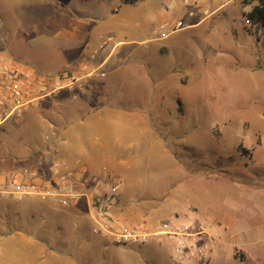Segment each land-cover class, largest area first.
<instances>
[{
	"label": "crops",
	"instance_id": "1",
	"mask_svg": "<svg viewBox=\"0 0 264 264\" xmlns=\"http://www.w3.org/2000/svg\"><path fill=\"white\" fill-rule=\"evenodd\" d=\"M85 2L0 0V56L8 59L13 56L18 61L15 64L42 75L58 76L66 71L77 79L75 86L69 89L59 88V81L54 78L49 85L54 90L50 96L28 107L20 118L0 126V183L27 182L31 175H36L44 183L58 182L55 173L58 170L60 175L68 177L75 191L90 196L92 191L89 194L88 190L90 186L93 189L94 179L104 180L109 173L107 170L118 160L115 153L121 151V146L127 150L131 145L129 132L136 131L135 121L139 117L146 121L151 114V109L133 110L131 104L134 102L123 98L126 91L130 92L127 94L137 95L133 91L137 87L135 81L126 76L130 66L122 61V57L143 56L147 60L152 55L150 47L140 48L142 42L146 43L139 41L144 35L141 34L144 21L140 13L128 6L132 2L129 0H120V5L114 9L92 5V12ZM194 2L195 6L205 9L197 23L205 24L216 14L223 15V22L214 23V26L210 23L196 39V45L204 48L205 62L206 58L210 60V72L218 75L215 80L218 87L225 88V103L235 107L247 104L255 113L256 132L250 135L254 139L250 138L242 145L253 150V155L251 160L243 155L239 168L245 173L243 168L249 163L252 170H257L258 176L250 174L247 175L250 181L238 182L241 196H246L253 205H245L240 219L227 220L230 234L237 237V242L231 246L226 240L227 234L224 237L225 244L231 249L236 246L248 254L250 258L247 260L255 261L257 259L253 254L260 250L257 247L264 242V198H261L264 197V73L262 66L259 68L254 62L253 55L258 59L254 44L257 43L260 48L264 33L252 28L245 15L257 2ZM183 3L187 4L188 1L185 3L183 0ZM47 11L48 19L41 23ZM29 13L32 19L26 28L34 35L27 40L29 51L49 53V64L61 63L54 69L47 66L44 60L30 62L10 47L9 33L15 30L11 26L21 24ZM96 16L108 21L94 33H89L85 28V19ZM104 31L109 34L108 40L102 36ZM175 32L173 30L169 37ZM148 40L160 42L165 39L158 37ZM219 52L227 54L229 57L226 59L234 57L236 60L230 62L218 55ZM217 64L221 68L212 71V66ZM95 68L104 72L106 77H88L87 73ZM127 82L128 85L125 84ZM146 87L151 89L152 84ZM251 98L257 99V102L252 104ZM133 101L138 100L135 97ZM256 136L260 138V144L256 143ZM4 197L10 202H0V264H56L58 254L49 252V244L56 243L57 236L53 238L52 233L41 234L34 225H27L24 219L28 214L35 217L40 213L47 215L55 212L61 217L57 218L58 228L69 221L80 230L84 229L80 225L85 219L89 222V216H95L91 204H88L86 211L83 209L81 203L84 197L67 207L61 206L58 211L50 203L56 200H40L45 204L39 206L29 201L35 198L31 197L26 199L30 206L26 210L17 196H3L0 199ZM224 251H215L213 260L218 262Z\"/></svg>",
	"mask_w": 264,
	"mask_h": 264
},
{
	"label": "rangeland",
	"instance_id": "2",
	"mask_svg": "<svg viewBox=\"0 0 264 264\" xmlns=\"http://www.w3.org/2000/svg\"><path fill=\"white\" fill-rule=\"evenodd\" d=\"M84 1L90 6L91 12L92 5L112 9L120 5V0ZM129 1L132 3L128 6L140 13L144 21L141 26V34L144 35L139 41L146 43L142 42L140 48L150 47L152 55L147 60L143 56L122 57V61L130 66L125 74L135 81L137 87L133 89L137 95L127 94L130 92L126 91L123 98L134 102L131 104L133 110L151 109V114L146 121L140 117L135 121L136 131L129 132L131 145L127 150L121 146V151L115 153L118 160L107 170L109 173L102 180L103 189L108 190L112 183L119 188L115 200L108 203V215L114 221L146 230H155L171 218L203 222L218 237L215 251H225L221 253L222 258L218 262L213 260V253L208 262L195 260L192 264H264V242L258 243L257 248L260 250L255 251L259 254H253L257 259L255 261L247 260L250 258L248 254L238 247L231 249L225 244V234L231 246L237 242V237L230 234L228 221L240 219L243 216L242 209L250 203L246 196H241L238 183L241 179L236 178L234 181L215 178L189 169L190 165L213 163L219 155L233 157V161H229L232 166L240 165L244 154L239 147L244 146L245 141L252 138L250 135L256 132L254 111L247 104L235 107L225 103V88L220 85L218 87L215 82L218 75L210 72V60L206 58L205 62L204 48L196 45V39L210 23L214 26V23L217 25L223 22V15L216 14L202 24L197 22L205 9L195 6L194 0H187V4L183 0ZM48 14L49 11L45 12L41 23L48 19ZM100 17L85 19V28L89 33H94L108 21ZM31 19L29 13L21 24L11 26L15 30L9 33L10 47L28 61L35 63L38 59L44 60L47 66L54 69L61 63L49 64V53L29 51L27 40L34 35L27 32L26 24ZM178 23L181 28L176 29ZM174 29L176 32L168 39L160 42L148 40L160 37L162 32L171 33ZM102 36L109 39L108 32H102ZM161 44L165 46H158ZM254 48L258 57L253 55L254 62L259 68L262 66L264 73V41L260 48L255 43ZM218 55L224 59L229 57L221 52ZM9 58L13 63H18L15 57ZM226 60L232 62L236 58ZM220 68V64L213 65L212 71ZM149 83L152 84L151 89L146 87ZM135 97L137 103L133 101ZM250 102L255 104L257 99L251 98ZM255 141L260 144L257 136ZM251 168L244 167L245 174H254ZM230 170L241 171V168ZM40 200L31 198L29 201L39 206L45 204L42 201H47ZM20 201L26 210L30 209L29 202ZM0 202L10 200L4 197ZM50 203L56 211L63 206L58 202ZM81 204L86 211L89 209L88 204L91 207L98 206L101 201L97 197L92 201V197L87 196ZM41 214L35 217L28 214L24 220L27 225H34L41 234L52 233L53 238L57 236V242L49 244V252L58 254L56 264H175L172 260V246L166 238L144 245L121 244L111 236L93 234L94 217L89 216L91 222H87L84 214L85 220L80 225L84 229L80 230L69 221L58 228L59 224L56 223L61 217L55 212L42 214L45 218ZM93 214L97 215V212Z\"/></svg>",
	"mask_w": 264,
	"mask_h": 264
},
{
	"label": "built area",
	"instance_id": "3",
	"mask_svg": "<svg viewBox=\"0 0 264 264\" xmlns=\"http://www.w3.org/2000/svg\"><path fill=\"white\" fill-rule=\"evenodd\" d=\"M187 3V0H185ZM176 29L181 28L178 23ZM163 29V27L161 28ZM174 29V30H176ZM170 33L162 32L161 39L168 38ZM105 77L106 74L95 68L87 73L92 76ZM57 78L59 88L72 89L77 82L69 72L58 76H47L31 71L30 68L15 64L10 59L0 56V126L7 121L18 119L23 112L35 102L50 96L54 90L49 88L50 82ZM58 175V182L44 183L36 175L29 176L27 182L5 181L0 183V197L17 196L18 200L35 197L41 200H56L60 205L68 206L77 202L83 193L77 192L69 183L66 175ZM102 179L95 178L93 183V199L96 197L101 204L93 206V234L111 236L121 244L144 245L159 238H166L172 246V260L175 264H192L195 260L208 262L218 245V237L203 222H194L171 218L162 222L155 230L132 227L114 221L108 215L107 206L115 200L119 193L118 185L112 183L109 189H103ZM97 193V194H94ZM98 195V196H97ZM98 207V208H97Z\"/></svg>",
	"mask_w": 264,
	"mask_h": 264
},
{
	"label": "trees",
	"instance_id": "4",
	"mask_svg": "<svg viewBox=\"0 0 264 264\" xmlns=\"http://www.w3.org/2000/svg\"><path fill=\"white\" fill-rule=\"evenodd\" d=\"M257 2V4L253 7V9L248 12L245 17L250 22L252 28H256L257 30H261L264 33V0H245V3H253ZM132 3V2H131ZM239 150L244 157L249 158L251 160L253 155V150H249L244 148L242 145L239 147ZM233 161V157L227 155H219L213 163L210 162H202L197 166L190 165L189 169L194 173H205L210 177L222 178V179H241V181L248 182L250 181L248 174L243 173L242 171H232L230 169L236 168L240 169L239 165L232 166L231 162ZM246 168L249 166V163H246ZM254 171V174L258 176L257 170ZM98 208V207H97Z\"/></svg>",
	"mask_w": 264,
	"mask_h": 264
}]
</instances>
